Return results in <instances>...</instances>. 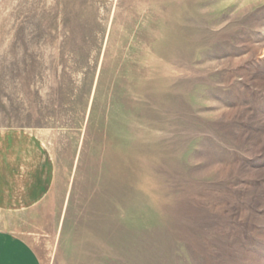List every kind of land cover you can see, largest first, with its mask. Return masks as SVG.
I'll return each mask as SVG.
<instances>
[{
    "label": "rangeland",
    "instance_id": "374dc122",
    "mask_svg": "<svg viewBox=\"0 0 264 264\" xmlns=\"http://www.w3.org/2000/svg\"><path fill=\"white\" fill-rule=\"evenodd\" d=\"M15 134L42 264H264V0H0Z\"/></svg>",
    "mask_w": 264,
    "mask_h": 264
},
{
    "label": "crops",
    "instance_id": "0c3cea01",
    "mask_svg": "<svg viewBox=\"0 0 264 264\" xmlns=\"http://www.w3.org/2000/svg\"><path fill=\"white\" fill-rule=\"evenodd\" d=\"M16 137L20 142L4 137L0 141V211L9 214L35 207L52 187L43 149L34 158L37 143L26 145L25 135ZM0 264H42L33 245L17 232L16 223L0 222Z\"/></svg>",
    "mask_w": 264,
    "mask_h": 264
},
{
    "label": "bare ground",
    "instance_id": "6f19581e",
    "mask_svg": "<svg viewBox=\"0 0 264 264\" xmlns=\"http://www.w3.org/2000/svg\"><path fill=\"white\" fill-rule=\"evenodd\" d=\"M114 240V239H113ZM114 243V242H113Z\"/></svg>",
    "mask_w": 264,
    "mask_h": 264
}]
</instances>
